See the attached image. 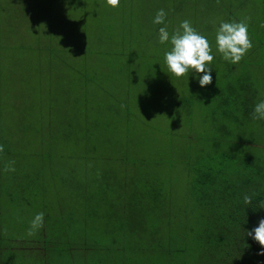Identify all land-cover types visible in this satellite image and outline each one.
<instances>
[{"label": "rangeland", "instance_id": "rangeland-1", "mask_svg": "<svg viewBox=\"0 0 264 264\" xmlns=\"http://www.w3.org/2000/svg\"><path fill=\"white\" fill-rule=\"evenodd\" d=\"M159 9L165 24L153 23ZM245 18L253 47L233 65L215 32ZM186 19L212 47L205 87L194 70L172 75L171 45L159 43L160 27L171 34ZM262 25L264 0H0V264H162L160 245L183 252L194 238L189 170L229 152L264 156V120L253 110L239 106L238 122L215 115L226 87L245 80L251 101L264 99ZM157 189L164 208L146 195ZM39 212L44 226L28 236ZM47 239L74 247L32 249ZM181 253L176 264L195 262L193 250Z\"/></svg>", "mask_w": 264, "mask_h": 264}, {"label": "trees", "instance_id": "trees-1", "mask_svg": "<svg viewBox=\"0 0 264 264\" xmlns=\"http://www.w3.org/2000/svg\"><path fill=\"white\" fill-rule=\"evenodd\" d=\"M246 81L242 86L238 84L239 89L226 87L229 96L228 100L221 102L225 112L215 114L218 120L238 122L239 106L244 107L246 116L252 112L255 103L251 99L254 97L246 87ZM250 102H253V106L249 108L247 106ZM213 125L219 134L225 135L226 129L216 120ZM6 152L4 149L0 155ZM230 153L215 162L199 160L195 164L196 168L189 170L188 198L195 213V223L190 230L194 233V238L189 241V245L182 246L185 247L183 252L174 251L170 245H160L162 264H176L174 258L181 252L186 253L188 249L197 254L193 264H249L252 254L254 257L264 258V255L257 254L261 251V246L247 235L248 231L258 226L260 219H264V208L261 207V202L264 201V156L251 155L247 160V156L237 157ZM129 190L136 193V189L130 187ZM245 194L252 196L251 204L244 203ZM146 195L153 199L155 196V200L164 208L167 201L166 190L157 189ZM131 212L132 210L129 211ZM127 225L128 222L119 221V231L127 228ZM138 227L139 224L132 230L135 234ZM98 244L99 246L95 244V248L101 249L104 246L103 242ZM67 246L74 247L66 240L47 239L34 242L31 247L34 251L44 252L46 256L51 252L60 254Z\"/></svg>", "mask_w": 264, "mask_h": 264}, {"label": "clouds", "instance_id": "clouds-1", "mask_svg": "<svg viewBox=\"0 0 264 264\" xmlns=\"http://www.w3.org/2000/svg\"><path fill=\"white\" fill-rule=\"evenodd\" d=\"M219 3V0H217ZM107 4L113 8L118 7L120 0H107ZM167 13L164 9H159L153 19V23L165 24ZM245 18L240 21H221L215 32L216 51L222 56V59L235 65L238 64L244 56L253 47V43L248 34V20ZM264 27V25H262ZM159 43H170L171 47L164 53V60L168 71L176 78H181L190 71H195L199 76L200 87L212 84V67L214 60L212 47L208 38L202 35L192 26L190 20H183L179 27L171 34L167 30V25L159 28ZM123 107V105H122ZM253 120H264V99L254 105L252 112ZM4 151V146L0 145V153ZM15 161L8 162L3 171L6 173L14 172ZM245 204L252 203V196L245 194L243 197ZM264 208V201L261 202ZM44 226V213H37L30 221L27 230L28 236H33ZM260 246L261 251L258 255H264V219H260L258 226L247 232Z\"/></svg>", "mask_w": 264, "mask_h": 264}]
</instances>
